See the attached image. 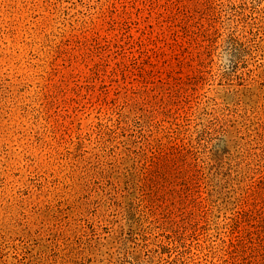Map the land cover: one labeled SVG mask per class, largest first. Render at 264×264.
<instances>
[{
    "label": "rangeland",
    "instance_id": "1",
    "mask_svg": "<svg viewBox=\"0 0 264 264\" xmlns=\"http://www.w3.org/2000/svg\"><path fill=\"white\" fill-rule=\"evenodd\" d=\"M0 264H264V0H0Z\"/></svg>",
    "mask_w": 264,
    "mask_h": 264
}]
</instances>
